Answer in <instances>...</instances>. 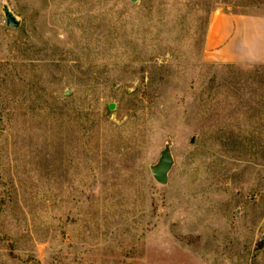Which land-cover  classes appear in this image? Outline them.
<instances>
[{"label":"rangeland","instance_id":"obj_1","mask_svg":"<svg viewBox=\"0 0 264 264\" xmlns=\"http://www.w3.org/2000/svg\"><path fill=\"white\" fill-rule=\"evenodd\" d=\"M214 14L264 0H0V264H264V64Z\"/></svg>","mask_w":264,"mask_h":264},{"label":"crops","instance_id":"obj_2","mask_svg":"<svg viewBox=\"0 0 264 264\" xmlns=\"http://www.w3.org/2000/svg\"><path fill=\"white\" fill-rule=\"evenodd\" d=\"M206 45L220 59L240 64H264V16L238 21L234 15L214 14Z\"/></svg>","mask_w":264,"mask_h":264},{"label":"water","instance_id":"obj_3","mask_svg":"<svg viewBox=\"0 0 264 264\" xmlns=\"http://www.w3.org/2000/svg\"><path fill=\"white\" fill-rule=\"evenodd\" d=\"M135 2L136 0H130ZM6 24L9 27H15L17 25L16 21L9 14L6 15ZM68 94V91L65 92ZM112 108V105H110ZM171 166V160L168 151L165 149L161 152V155L158 159V162L155 165L150 166V171L153 178L161 184H165L167 182L168 170Z\"/></svg>","mask_w":264,"mask_h":264},{"label":"trees","instance_id":"obj_4","mask_svg":"<svg viewBox=\"0 0 264 264\" xmlns=\"http://www.w3.org/2000/svg\"><path fill=\"white\" fill-rule=\"evenodd\" d=\"M255 4V3H254ZM258 4H260V3H258Z\"/></svg>","mask_w":264,"mask_h":264}]
</instances>
